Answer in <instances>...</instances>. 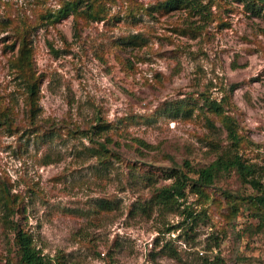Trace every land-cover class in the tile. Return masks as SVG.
Wrapping results in <instances>:
<instances>
[{"label": "rangeland", "instance_id": "rangeland-1", "mask_svg": "<svg viewBox=\"0 0 264 264\" xmlns=\"http://www.w3.org/2000/svg\"><path fill=\"white\" fill-rule=\"evenodd\" d=\"M76 1L104 6L100 20L74 13L56 22L55 12ZM162 1L0 0V187L23 198V224L43 254L67 264H198L205 254L264 264L254 209L236 200L234 218L222 195L253 194L233 175L208 191L199 206L206 218L194 232L186 225L167 232L177 217L137 210L154 187L170 183L164 169L205 166L226 147V133L207 123L220 121L199 107L201 95L223 102L241 136L238 153L264 166V17L236 0H215L209 19L156 10ZM25 30L42 77L34 127L9 63ZM186 99L195 102L192 112L173 116L170 106ZM99 123L108 126L99 141L108 137L115 153L108 162L79 133ZM41 129L57 137L41 139ZM101 201L114 209H100ZM165 244L174 250L160 253ZM15 261L12 234L0 222V264Z\"/></svg>", "mask_w": 264, "mask_h": 264}, {"label": "trees", "instance_id": "trees-1", "mask_svg": "<svg viewBox=\"0 0 264 264\" xmlns=\"http://www.w3.org/2000/svg\"><path fill=\"white\" fill-rule=\"evenodd\" d=\"M243 4L251 14L264 17V0H236ZM215 0H164L156 6L168 12L172 9H186L190 14L199 16L200 19L211 18L210 6ZM82 4L74 2L73 4H64L54 13L43 16V20L50 19L55 15L56 22L67 18L70 14H81L86 19L100 20L104 6L98 3L97 6L87 5L80 8ZM47 21V20H46ZM18 49L10 58V68L19 81L25 93L26 113L31 127L36 125L35 120L40 112L38 108V95L42 84V77L37 74L32 64L31 37L30 32L25 30L24 33H16ZM15 43V41H14ZM132 43V41H130ZM14 45V44H13ZM14 48V46H11ZM13 50V49H12ZM194 100H182L175 102L170 106V113L175 115L186 116L193 110L191 102ZM203 104L201 109L212 114L214 119L220 121L221 127H216L212 120L207 119V123L212 131L222 130L226 133L225 148H218L216 158L205 166H193L188 161H184L181 167L164 169L162 172L168 175L170 183L154 187L149 200L140 205L137 209L143 214L156 213L159 217L172 215L177 217L176 224L170 226L167 232L175 231L186 225V232H194L199 222L206 218V210L200 208L209 200L208 191L213 188L215 181L224 175H233L242 186H247L253 191V194L240 197L224 190L222 195L225 200L230 202L233 216H237V209L233 207L234 201L239 199L248 203L254 209V217L259 219L261 229H264V166L259 167L255 164L248 163L238 153L241 145V136L237 133V125L233 118L226 115L223 102L210 100L208 96L201 95ZM196 101L199 105L201 102ZM224 102L226 100H223ZM176 117V116H175ZM4 123L9 124L6 120L10 119V114L4 116ZM106 124H96L85 132H79L82 137L87 138L93 144L89 151L94 155L103 157L105 162L111 160L114 152L109 149L108 137L104 141H99L100 133L108 130ZM41 139L51 141L57 137L55 130L41 129ZM76 133V132H74ZM37 136V135H36ZM144 148L149 146L141 142ZM148 181L150 177H146ZM194 199H193V198ZM99 208L105 211H112L114 205L110 201H101ZM26 208L23 205V198L19 194H14L10 186L2 184L0 187V222L5 231L12 234V246L14 248L16 261L15 264H67L62 256L50 257L43 254L34 241L33 234L25 228L23 221H26ZM232 220V219H231ZM214 246L219 247V242ZM210 250V246H208ZM207 249V250H208ZM174 250L168 244H165L160 253H166ZM198 264H225L219 256L203 255Z\"/></svg>", "mask_w": 264, "mask_h": 264}]
</instances>
